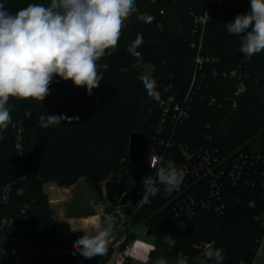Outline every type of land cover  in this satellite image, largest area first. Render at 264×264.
<instances>
[{"label":"trees","instance_id":"trees-1","mask_svg":"<svg viewBox=\"0 0 264 264\" xmlns=\"http://www.w3.org/2000/svg\"><path fill=\"white\" fill-rule=\"evenodd\" d=\"M15 14L31 3L47 6L50 0H0ZM205 0H135L139 13L154 17L151 23L136 19L134 13L125 21L117 50L105 55L98 64L103 79L96 92L99 112L93 118L74 126H50L43 129L39 117L46 115L40 101L9 98L12 122L2 130L0 139V264H13L16 254L4 253L7 238L19 233L27 247L23 264H74L71 256L52 253V244H74L82 236L55 217L44 184L55 180L72 184L81 176L106 181L109 205L103 217L119 208L113 229L130 220L144 222L150 234H156L157 248L150 264L159 257L177 264L181 254L188 264L200 250L199 242L214 241L224 250L223 264L253 263L264 235V184L225 183L222 213L200 209L194 217H180L173 209L171 196L164 186L149 195L139 206L119 203L121 195L134 183L128 163V142L132 132L141 131L150 139V150L160 143L157 127L162 120L160 102L167 96L183 99L189 94V117L177 139L192 146L218 148L222 157L238 151L261 156L264 170V51L245 58L240 51L241 37L228 33L226 24L237 14L250 10V0H223L210 4V20L205 25L201 55L208 61L196 67L197 49L190 36L194 15L204 13ZM137 33L143 43L137 49L142 58L127 51ZM139 61L154 64L146 72ZM108 64L107 70L102 65ZM147 73L157 83L159 99L147 95L139 77ZM244 89L239 91L241 85ZM262 132L260 139H249ZM166 135V134H165ZM158 136V137H156ZM156 138V139H155ZM164 163L182 158L177 146L169 147ZM109 173L121 180H108ZM145 173L149 176L146 168ZM8 187L9 197L3 198ZM134 238L127 235L121 247ZM172 241V243H171ZM34 248L40 255L38 257ZM114 253L109 247L104 256L86 260V264H107Z\"/></svg>","mask_w":264,"mask_h":264},{"label":"clouds","instance_id":"clouds-1","mask_svg":"<svg viewBox=\"0 0 264 264\" xmlns=\"http://www.w3.org/2000/svg\"><path fill=\"white\" fill-rule=\"evenodd\" d=\"M134 13H139L135 0H50L47 6L31 3L15 14L0 3V133L12 122L9 98L42 102L50 94L55 77L85 88L91 96L103 79L98 61L117 50L125 21ZM205 16L209 19L207 13ZM136 19L151 23L154 17L139 13ZM226 26L228 33L242 38L240 51L246 59L264 51V0H250V10L237 14ZM142 43V35L137 33L127 47L128 53L142 58L137 50ZM102 67L107 70L108 64ZM139 79L147 95L158 100L156 80L147 73ZM64 119V115L46 114L39 117V124L47 129ZM150 167L156 169V176L142 180L144 193L157 195V184L164 186L166 194L180 188L185 172L174 161L163 165L154 159ZM117 215L124 219L117 208L103 217L100 230L78 238L73 244L75 252L86 259L106 255ZM141 248L144 254L136 258L147 264L152 246ZM203 255L214 259L215 264H223L225 259L224 250L215 247L214 241L205 245ZM154 264L168 262L159 257ZM177 264H188L187 258L179 259Z\"/></svg>","mask_w":264,"mask_h":264},{"label":"built area","instance_id":"built-area-1","mask_svg":"<svg viewBox=\"0 0 264 264\" xmlns=\"http://www.w3.org/2000/svg\"><path fill=\"white\" fill-rule=\"evenodd\" d=\"M206 6L202 14L194 15V25L190 36L191 46L196 48L197 58L196 67L201 68L208 57L201 55L200 51L203 45V36L205 25L210 20L209 6L210 4L219 3L223 0H205ZM207 13L209 19L205 16ZM242 84L239 91L244 89ZM189 94L183 99H176L175 96H167L160 102V109L162 110V120L159 123L157 130L160 135V143L167 150L169 147L177 146L178 153L181 155V162L178 168H182L185 172L184 180L178 190L173 191L171 201L173 202V209L176 215L180 217H194L198 210L204 209L222 213L226 204L223 199V192L225 183L230 182L233 185H238L239 182L247 184L262 183L264 184V170L261 167V156L256 154H249L247 152L238 151L230 157H222L218 148L204 147L201 145L192 146L189 143L178 140V134L182 131L184 121L189 117ZM166 134V135H165ZM158 137V136H156ZM156 139V138H155ZM150 144V143H149ZM151 146V144H150ZM160 152L157 146L149 147L146 156V168L149 176L153 178L156 176V169L150 167V163L155 159L164 163L165 152ZM9 189L6 187L3 190V198L7 200L9 197ZM149 195L144 194V197L139 201L142 205L148 200ZM138 205V206H139ZM100 211L104 214L105 207H101ZM7 222H2L0 231L5 227ZM114 230V229H113ZM212 241H204L197 247L203 255L205 245ZM172 243V241H171ZM8 246L3 248L4 253L8 254L10 251L16 254L13 264H23L24 257L27 253V247L22 242V236L19 233L11 234L7 238ZM109 247H113L108 245ZM114 253L112 261L116 264H127L131 257L133 246L127 243L125 247H113ZM10 250V251H9ZM52 253H61L65 256H71L74 264H86V258L80 256L75 252L73 244H52L47 249ZM32 251L40 257L37 251L32 248ZM199 256V255H198ZM187 258V254H181L179 259ZM195 258V257H194ZM2 264V263H1ZM240 264H253L243 261Z\"/></svg>","mask_w":264,"mask_h":264},{"label":"rangeland","instance_id":"rangeland-1","mask_svg":"<svg viewBox=\"0 0 264 264\" xmlns=\"http://www.w3.org/2000/svg\"><path fill=\"white\" fill-rule=\"evenodd\" d=\"M146 72L153 73L154 64L151 62L139 61ZM262 132L257 133L250 138L248 142H252L253 139H260ZM121 175L116 173H109L108 180L118 182L121 180ZM74 186L71 184H59L57 181L52 180L44 184V189L49 192L50 196L53 195L54 189H59L63 192L61 198L53 200L52 205L55 209V217L57 220L69 224L71 230L84 234H94L96 231L103 227V213L100 211V207H107L109 205V192L106 188V181L91 176H81L74 182ZM73 184V183H72ZM121 232L127 233L132 232L135 234L134 243L137 247L132 254L133 260L136 264H141V261L136 257L143 255V249L141 245H151L152 249L149 253V259L147 264L150 262V255L157 248V235L150 234L146 223L140 221L135 222L130 220L127 225L122 226ZM119 230L112 234L110 243L115 245L118 237ZM201 244V242H199ZM196 244L195 247L199 246Z\"/></svg>","mask_w":264,"mask_h":264},{"label":"water","instance_id":"water-1","mask_svg":"<svg viewBox=\"0 0 264 264\" xmlns=\"http://www.w3.org/2000/svg\"><path fill=\"white\" fill-rule=\"evenodd\" d=\"M96 92L97 89H93L92 95L88 96L85 88L75 87L71 81H63L55 77L49 86L50 94L40 103L46 114L65 116L59 125L74 126L91 120L99 112ZM149 143V137L141 131L130 134L127 168L134 183L121 195L119 203L128 202L138 206L139 201L144 197L142 180L147 176L145 170Z\"/></svg>","mask_w":264,"mask_h":264},{"label":"crops","instance_id":"crops-1","mask_svg":"<svg viewBox=\"0 0 264 264\" xmlns=\"http://www.w3.org/2000/svg\"><path fill=\"white\" fill-rule=\"evenodd\" d=\"M74 184L75 183L71 184V186H74ZM52 192H53L52 197L50 196L49 192H47V193H48V196H49L50 206H52V208L54 209V206L52 205L53 200H58V198H61L62 195H63V192H61L59 189H54ZM121 228H122V226L117 227L116 229H114L112 231V234L116 233ZM112 234H111V236H112ZM129 234L132 235V236H135V234H133L132 232H129L128 230H127L126 234L124 232H121V230H119V237H118V240H117L116 244L112 245L110 243V239H109L110 245L115 247V248L121 246L122 243L124 242V240L126 239L127 235H129ZM260 241H261V243H260V245H259V247L257 249V252L255 254V257L253 259V264H264V235L262 236ZM128 243H130L133 246V250H132V254H133V252L137 248L135 246L134 239L132 238L130 240V242H128ZM132 254H131V257L128 259L127 264H136L135 260H133V258H132ZM112 257H113V255H112ZM112 257L110 258V260H109V262L107 264H116L114 261H112ZM150 262H151V260H150ZM150 262L148 264H150ZM194 264H215V260L214 259H212V260L207 259L204 255L199 254V256H196L194 258Z\"/></svg>","mask_w":264,"mask_h":264}]
</instances>
